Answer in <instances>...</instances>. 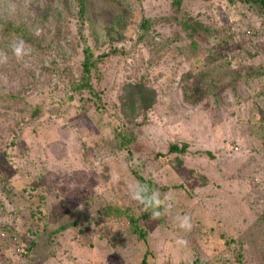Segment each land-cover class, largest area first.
I'll list each match as a JSON object with an SVG mask.
<instances>
[{"label": "rangeland", "instance_id": "obj_1", "mask_svg": "<svg viewBox=\"0 0 264 264\" xmlns=\"http://www.w3.org/2000/svg\"><path fill=\"white\" fill-rule=\"evenodd\" d=\"M173 1H89L90 46L96 55L110 54L103 66L109 111L91 110L89 116L79 110L77 99L69 102L63 82L44 77L33 90L25 77L17 78L25 69L37 76L39 61L35 54L27 58V66L17 61L0 24V51L10 57L7 65L0 64V92L23 100L0 103V243L5 244L2 230L16 224L31 245L21 257L24 264H141L145 254L148 264H264V224L255 226L264 214V134L257 129L264 117L263 83L252 80L219 97L211 93L189 101L180 81L191 65L179 48L190 42L180 37L181 28L170 19ZM182 6L206 26H231V37L242 44L241 56L234 54L235 66L264 65V24L249 6L235 0H184ZM77 8L73 1L0 0V20L40 26L37 32L46 35L47 29L70 26L76 34ZM43 15L48 17L44 24ZM119 19L127 25L124 38L110 43L106 30L116 31ZM62 49L59 59L73 77L82 60L81 48L62 44ZM254 51L258 57L249 62L248 54ZM138 82L154 87L159 100L143 127L135 130L129 164V151L104 148L114 139L117 121L133 125L119 103L130 84ZM197 83L193 78L187 85ZM37 107L43 113L33 120ZM183 143L189 144L185 167L157 166V153ZM141 163L145 175L152 174L160 187L161 198L170 196L174 204L163 224L147 223V242H140L130 226L128 239L125 229H111L97 220L109 205H121L129 213L143 209L131 199L128 187L136 182L130 166ZM30 183L37 193L34 202L47 217L46 225L38 228L18 213L33 201L24 190ZM16 196L21 198L17 202ZM185 214L192 219L190 231L180 229L176 220ZM73 222L76 227L56 232ZM231 239L235 244L229 246ZM9 248L4 249L14 256Z\"/></svg>", "mask_w": 264, "mask_h": 264}, {"label": "trees", "instance_id": "obj_2", "mask_svg": "<svg viewBox=\"0 0 264 264\" xmlns=\"http://www.w3.org/2000/svg\"><path fill=\"white\" fill-rule=\"evenodd\" d=\"M59 1H62L63 4L73 1L78 6L76 16L79 24L76 27V34L70 26L60 28L61 30H56L55 28L53 32L47 29L46 35L43 34L42 31L41 33L37 32L38 30L36 29L38 27L40 28V26L34 28L24 24L16 25L13 22L3 23L0 20V24L3 25L2 36L6 39L4 41L7 44H10L11 41L16 38H22L33 48V54H35L39 61L37 65L39 74L37 76L34 75L33 71L28 73L24 68L25 70L22 72V75H18L17 78L23 81V77H25L28 82H30L29 88H32L33 90L38 89L39 81H42L44 77L49 78V80L54 78L58 83H64V92L67 93L69 102L74 103V100L77 99L79 101V110L86 113V115L89 116V112L91 110L98 113L103 111L108 112L109 109L106 103L107 95L103 89V66L110 58V54L104 53L96 55L90 46L86 35L87 21L91 8L89 2L90 0ZM230 1L234 2V0ZM235 1L253 9L264 24V0ZM183 2L184 0L173 1L172 6L174 8V13L171 15L170 19L176 24V26L181 28L184 36L181 35L180 37H183L185 40L190 42L186 48H179L181 53L187 56L185 61H188L191 65V69L186 74L182 75V79L180 81V83H184L183 88L188 100L194 101L197 99H203L206 96L208 97L211 93H213L214 96L219 97L221 92L225 93L226 90L233 92L236 90L237 84H247L252 80L262 81L264 86V65L258 67H256L255 64L234 65V54L241 56L240 49L242 44L231 37V26H226L220 30L213 28L211 25L206 26L205 24L198 22L183 9ZM46 19H48V17L43 15V24ZM123 21L124 20L121 19L118 20L116 31L110 29L106 30L105 38H107L110 43L121 41L124 38L123 32L126 30L127 25L123 24ZM148 25V21L143 24L145 32L147 31L146 29ZM144 37L145 35H142L139 41H142ZM202 41H207V43H203ZM62 44H67L69 47L71 46L72 49L81 48L82 60L78 66H76V75H73V77H71L68 73V66L63 65L64 63L61 59H59L63 53ZM222 48L224 50H222ZM248 57L250 62V60L258 57V52L254 51L253 54L249 53ZM43 64L46 65L44 66ZM193 78H197L198 83L194 87L190 88L187 85V82ZM234 84L235 86H232ZM169 85H172V80ZM18 97L19 95H4L0 92V103L23 102V100ZM158 100V91L147 82H138L137 84L131 83L129 91L122 97L119 107L124 117L132 120L133 125L130 126L128 123H124L123 120L122 124L117 121V126L112 128L114 139L112 140V143H107L104 149L109 152H115V150L120 152L127 150V152H130V147L135 144L137 139L135 130L143 127L146 123V118L156 107ZM215 101L221 105V100ZM42 113L43 108L37 107L36 110L33 111L31 119L37 120ZM259 120L262 123H259L257 129L264 134V117H261ZM118 128L119 131L117 130ZM188 153V143H183L181 146L178 144H172L170 145L167 153H157L154 157V161H156L159 168H166L170 166L172 169L177 170L185 167L183 157H185ZM131 156L132 153L130 152V157H127V160H130L129 164L132 163ZM145 167V164L141 163L137 166H130L129 169H131V175L134 177L136 182L139 181L148 183L160 191V187L154 180L152 174L145 175ZM204 185L205 183L201 186ZM27 186L28 187L24 190H26L28 195L31 194V198H27L33 201L29 204L27 209L23 210L19 208L18 213H24L22 216L27 215L32 227L38 228L41 223L46 225L47 217L44 215L42 205L40 207L39 203L35 204L34 202V200H36L37 193L33 184L30 183ZM22 197L25 199L24 196ZM20 199L21 198H18L17 196L14 198L15 201ZM161 211H163V208ZM129 212V209H126L121 205H109L102 210L97 220L104 223L111 229H117L118 227L125 229L126 238L128 239H130L131 235L128 231V226H130L132 232L134 235H137L140 242H147L148 240L150 232L147 229V223H151L153 221L156 224H163L165 222L164 215L158 219H153L151 211H146L144 207L139 212ZM259 223L264 224V214L262 215V219L256 223L255 226L257 228ZM71 226L76 227L77 223L73 222L70 226H63L56 232L59 233ZM18 229V226L13 224L12 227H7L2 230L3 233L1 234V237L5 244L0 243V264H24L21 257L26 255L27 252L31 250V245L29 244L28 246V242L26 241L27 238H25V236L22 235ZM56 232L52 233L53 236L56 235ZM114 236L115 234H112L110 237L114 239ZM227 244L232 246L235 244V241L233 239L228 240ZM5 245L6 247L10 246L7 250L14 256H9V254H7L6 249H4ZM16 255L18 256L15 257ZM141 264H148V254L144 255ZM196 264L203 263L201 260H197Z\"/></svg>", "mask_w": 264, "mask_h": 264}, {"label": "clouds", "instance_id": "obj_3", "mask_svg": "<svg viewBox=\"0 0 264 264\" xmlns=\"http://www.w3.org/2000/svg\"><path fill=\"white\" fill-rule=\"evenodd\" d=\"M12 54L19 62H24L27 66V58H30L34 52L33 48L22 38H16L9 45ZM9 61L8 54L0 51V64L7 65ZM129 192L131 199L143 205L146 211L150 210L153 219H158L162 215L170 212L174 206L172 198L169 196L166 199L161 198L159 189L152 187L148 183L135 182L130 184ZM163 208V211L161 209ZM179 228L185 231H190L192 228V219L189 215H177Z\"/></svg>", "mask_w": 264, "mask_h": 264}]
</instances>
